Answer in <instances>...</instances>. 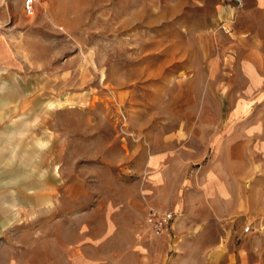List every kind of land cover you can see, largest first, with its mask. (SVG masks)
Instances as JSON below:
<instances>
[{"label":"rangeland","instance_id":"1","mask_svg":"<svg viewBox=\"0 0 264 264\" xmlns=\"http://www.w3.org/2000/svg\"><path fill=\"white\" fill-rule=\"evenodd\" d=\"M21 1L0 25V264H264L262 1Z\"/></svg>","mask_w":264,"mask_h":264},{"label":"built area","instance_id":"2","mask_svg":"<svg viewBox=\"0 0 264 264\" xmlns=\"http://www.w3.org/2000/svg\"><path fill=\"white\" fill-rule=\"evenodd\" d=\"M39 2V0H22L21 7L22 12L26 16H31L34 13L35 5ZM230 3L234 6H240L242 0H229ZM174 212L168 209L159 210L153 207H148L144 220L147 225L150 226L152 231L155 234H162L164 231L171 228V224L173 221ZM248 227H245L244 231L247 230Z\"/></svg>","mask_w":264,"mask_h":264},{"label":"crops","instance_id":"3","mask_svg":"<svg viewBox=\"0 0 264 264\" xmlns=\"http://www.w3.org/2000/svg\"><path fill=\"white\" fill-rule=\"evenodd\" d=\"M262 2L259 4V5H262V4H264V0H261ZM6 5V0H0V25L2 24L1 23V21H2V19L4 18H6V15H5V13H2V12H4V6ZM5 41V37H4V35L1 33V30H0V63H1V58H3L4 57V55H3V51H2V44H3V42Z\"/></svg>","mask_w":264,"mask_h":264},{"label":"bare ground","instance_id":"4","mask_svg":"<svg viewBox=\"0 0 264 264\" xmlns=\"http://www.w3.org/2000/svg\"><path fill=\"white\" fill-rule=\"evenodd\" d=\"M39 1H40V2H39V3H40V5H41V6H43V5L41 4L42 0H39Z\"/></svg>","mask_w":264,"mask_h":264}]
</instances>
